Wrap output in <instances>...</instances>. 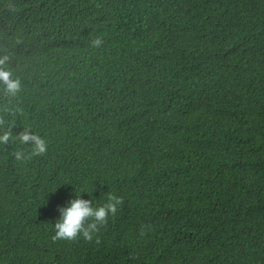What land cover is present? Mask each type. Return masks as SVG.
Segmentation results:
<instances>
[{"label": "trees", "instance_id": "trees-1", "mask_svg": "<svg viewBox=\"0 0 264 264\" xmlns=\"http://www.w3.org/2000/svg\"><path fill=\"white\" fill-rule=\"evenodd\" d=\"M0 60V264H264V0H0Z\"/></svg>", "mask_w": 264, "mask_h": 264}, {"label": "clouds", "instance_id": "clouds-1", "mask_svg": "<svg viewBox=\"0 0 264 264\" xmlns=\"http://www.w3.org/2000/svg\"><path fill=\"white\" fill-rule=\"evenodd\" d=\"M3 60H0V64ZM0 79L8 83L10 90L14 91L18 88V83L9 81V73L0 71ZM93 214V210L89 207L87 201L82 199H75L70 202V205L63 210L62 219L56 224L58 235L61 237L71 238L75 236L78 230L82 227L83 220ZM97 217H103L104 210H99L95 213Z\"/></svg>", "mask_w": 264, "mask_h": 264}]
</instances>
